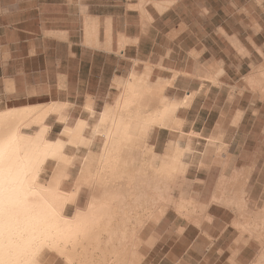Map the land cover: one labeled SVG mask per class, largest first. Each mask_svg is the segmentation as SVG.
<instances>
[{
	"label": "crops",
	"instance_id": "1",
	"mask_svg": "<svg viewBox=\"0 0 264 264\" xmlns=\"http://www.w3.org/2000/svg\"><path fill=\"white\" fill-rule=\"evenodd\" d=\"M29 59L47 73L53 66L57 82L67 84L46 103L70 111L71 128L85 121L90 147L69 145L87 152L83 162L102 153L104 132L114 130L102 116L117 108L132 76L150 87L135 108L151 115L177 106L175 123L138 130L128 157L134 188L118 187L122 211L148 216L138 235L151 220L144 231L161 234L159 243L179 246L191 230L217 241L233 221L253 217L255 191L264 187V0H0L6 97L23 96L25 73L13 67ZM178 152L182 169L163 177ZM136 197L147 203H132ZM221 223L228 225L222 231Z\"/></svg>",
	"mask_w": 264,
	"mask_h": 264
},
{
	"label": "bare ground",
	"instance_id": "2",
	"mask_svg": "<svg viewBox=\"0 0 264 264\" xmlns=\"http://www.w3.org/2000/svg\"><path fill=\"white\" fill-rule=\"evenodd\" d=\"M132 77L133 81L124 85L117 108L102 116V122L114 125V130L104 132L102 153H89L70 190L63 186L73 161L68 145L90 147L92 139L84 136L85 121H79L75 128H65V139L52 142L46 123L58 111V104L0 110V264H41L44 254L58 256L65 264L142 263L139 246L143 241L138 232L148 216L140 211L133 216L131 208L122 211L118 187L134 188L136 171L128 157L138 130L175 123L177 106L165 105L151 115L141 112L134 106L150 87L145 80ZM34 126L38 128L34 134L25 133ZM180 157L178 152L173 163L162 170L163 177L169 176V169L175 173L182 169ZM49 161H55L57 167L51 180L42 183L40 175ZM107 169L112 176L106 177ZM83 187L92 188L94 193L87 205L80 207L77 201ZM139 201L137 197L131 199L134 204ZM145 203L141 200L139 206ZM69 205L76 206L72 215L66 214ZM238 208L240 211L242 205ZM131 225L134 227L129 229ZM235 226L242 240L253 236L245 240L247 244L253 238L260 244V255L250 264H264V208L251 218L240 217Z\"/></svg>",
	"mask_w": 264,
	"mask_h": 264
},
{
	"label": "rangeland",
	"instance_id": "3",
	"mask_svg": "<svg viewBox=\"0 0 264 264\" xmlns=\"http://www.w3.org/2000/svg\"><path fill=\"white\" fill-rule=\"evenodd\" d=\"M50 14H52V12H50ZM53 19L54 18L52 16L46 18V22L49 21L48 24L53 25ZM30 21L31 26H37L38 19L35 16H32L30 18ZM45 35L53 36V34L49 33ZM35 43L37 44L38 41H36ZM50 52L52 53L53 51ZM24 69L27 70V73L24 71ZM13 70L14 72L18 70L20 73H25L24 76L20 75L18 81L19 87L22 89L19 92L23 96L13 95L6 97L4 87V84L6 82H4L3 80V78L6 76L4 67L0 66V110L9 107H21L24 105L27 106L46 104V102L54 98V96L59 93V91L57 93V90L55 89L56 86H60L62 87V89H64L63 91H66V89L63 87H65L67 84L61 81L57 82L54 67L50 66V71L47 73L45 71V64H43V62L39 60L29 59L25 67L23 65H21L20 67L14 66ZM122 84L120 85L121 88ZM67 109H69V106ZM54 114H57V119L52 118ZM69 114L70 111H63L62 108L57 112H53V114L48 117L46 124L50 129L48 135V139L50 141L53 142L58 141L59 139H65L63 136V132L65 128L69 127L66 124ZM61 125H64L65 128H62ZM37 129V126H34L27 131L25 130V133L32 135L36 132ZM67 151L74 157V161H72V164L67 169L70 177L63 182V186L65 190H70L75 183L74 181L80 173L83 165V160L87 156V152L85 150H81L80 148L77 150L68 148ZM56 167L57 164L55 163V161H49L46 164L40 175V180L42 183H47L51 180V178L54 176ZM83 188L84 189H82L78 200V206L80 207H84L85 205H87V202L89 201L91 195L94 193V190L92 188ZM188 195L190 196L191 194ZM196 196V199L198 201H203L207 197V194L204 193ZM249 205H251L250 201ZM253 206L254 208L253 210L251 209L249 217L253 216L255 211H261L262 208H264V187H260L255 191V201ZM75 208V205H69L66 214L72 215L75 211ZM238 214L240 216V213H237V215ZM150 222L151 220L148 221L144 229L146 227H149ZM222 224L223 223L215 225V227L221 229L222 231L228 226ZM235 224L236 221H233L232 228H230L228 232H225L224 235L219 234L216 237L218 239L217 241H214L215 239H212V237H209L207 234L203 233V238L207 237V240L204 241L202 237L199 238V236H197L195 233H193V230H191L190 232H188V234H186L189 240L180 242L179 246H176L174 242L171 243L168 241L159 243L158 239L156 238H160L159 235L161 234L156 235V233H153L152 235H148V233H146L144 229H142L144 232L141 231L142 233H139L143 241L139 246V253L142 255L141 264H233V262L234 264H250L252 262H255L261 253L260 244L254 238L252 239V242L247 244L245 242L246 239H241L240 231L238 230L237 226H235ZM170 227L171 225L169 227L164 226L162 228V231H169L171 230ZM251 236H249L250 240ZM196 237L198 238L195 241ZM209 240H213V243ZM40 262L41 264H65L63 259L50 254H44L41 257Z\"/></svg>",
	"mask_w": 264,
	"mask_h": 264
}]
</instances>
